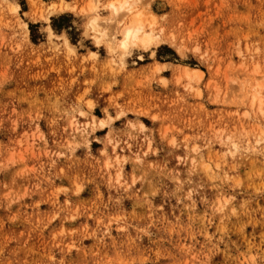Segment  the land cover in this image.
<instances>
[{
  "label": "rangeland",
  "instance_id": "rangeland-1",
  "mask_svg": "<svg viewBox=\"0 0 264 264\" xmlns=\"http://www.w3.org/2000/svg\"><path fill=\"white\" fill-rule=\"evenodd\" d=\"M53 1L0 0V264H264V0H129L125 53Z\"/></svg>",
  "mask_w": 264,
  "mask_h": 264
},
{
  "label": "bare ground",
  "instance_id": "bare-ground-1",
  "mask_svg": "<svg viewBox=\"0 0 264 264\" xmlns=\"http://www.w3.org/2000/svg\"><path fill=\"white\" fill-rule=\"evenodd\" d=\"M94 1L95 0H93L92 2ZM31 3H33V1ZM95 3L96 1L94 3H89L88 8L85 11V15L87 17L85 26H87V28L93 32V37L96 42L104 39L107 41L106 45H108L107 48L110 52L116 49H119L120 52L123 53H125L126 51L128 52L132 49H142L146 51L149 48H153L161 42H164V40L166 39L160 34L155 33L151 29V24H145V21H143L142 12L140 10H133V3L131 4L129 0H106V3L103 7L109 11L111 17L109 19L107 18L104 21H101L95 14ZM17 7L18 6L16 4L12 3V10H16ZM73 7L71 9H73ZM48 8L52 13H54L57 11L66 10L69 8V6L62 0H57L53 1L48 6ZM150 16L153 19L154 16ZM111 28L112 31L115 30V33L119 34L118 43L113 38H108L112 33L110 31ZM48 31L50 32L49 27ZM65 44L68 50L71 51L72 49L67 41H65ZM89 54L93 55L94 53L89 52ZM181 72L184 77L200 78L201 75L198 69L189 68L187 66H182Z\"/></svg>",
  "mask_w": 264,
  "mask_h": 264
}]
</instances>
